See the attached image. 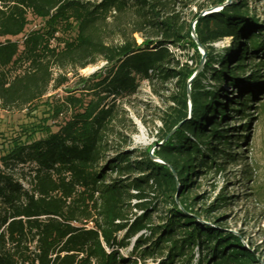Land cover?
Listing matches in <instances>:
<instances>
[{"label":"trees","instance_id":"trees-1","mask_svg":"<svg viewBox=\"0 0 264 264\" xmlns=\"http://www.w3.org/2000/svg\"><path fill=\"white\" fill-rule=\"evenodd\" d=\"M226 3L0 0L2 110H24L59 89L67 79L55 70L106 63L81 79L80 96L70 91L53 108L55 119L68 116L57 131L15 140L0 157V264H139L165 252L159 264H193L194 249L195 264H259L257 249L244 248L215 217L229 206L228 190L194 211L200 187L194 178L240 161L232 144L252 119L233 136L229 119L247 121L257 99L254 108L264 114V21L250 12L249 0ZM189 6L196 11L187 19ZM29 15L42 26L27 32ZM192 27L206 59L189 84L202 60ZM225 39L229 47L216 50ZM171 48L193 54L183 62ZM142 82L174 84L156 160L130 148L120 115L122 101ZM243 174L248 181L250 169ZM200 214L213 223L201 224ZM131 240L134 259L121 254Z\"/></svg>","mask_w":264,"mask_h":264},{"label":"rangeland","instance_id":"rangeland-1","mask_svg":"<svg viewBox=\"0 0 264 264\" xmlns=\"http://www.w3.org/2000/svg\"><path fill=\"white\" fill-rule=\"evenodd\" d=\"M195 1L202 3L204 0ZM227 1L229 4L235 0ZM221 9V7L211 8L204 13L208 11L219 12ZM249 9L251 13H255L259 22L264 21V0H249ZM195 11L194 6L187 7L184 9L185 17L190 19ZM29 20L27 32L42 26L41 20L30 15ZM135 37L140 42L139 36L136 35ZM4 40L0 38V42ZM12 40L21 41L22 36ZM230 43V39H225L216 43L214 47L222 52L229 47ZM171 49L183 62L188 61L193 54L189 50ZM105 65V62L99 61L96 65L71 73L55 70V77L62 74L67 79L59 89L51 87L42 100L24 110L4 111L0 108V157L15 140L26 141L28 138H41L45 136L42 132L47 129L57 131L58 126L63 124L68 116L64 113L55 119L52 117L53 108L61 104L66 96L70 95V91L76 96H80L84 88L81 79L90 77ZM209 83H211V78L206 80V84ZM224 88L230 94L234 91L232 86L224 85ZM173 89V83L151 86L147 82H142L136 94L122 101L120 115L125 120V126H128L124 134L130 140V148H136L141 152L148 150L151 155L158 149L160 145L159 130L162 128L161 117L169 106L168 97ZM239 95L238 93L235 98ZM259 102H261L260 99H257L255 103L250 104L251 108L247 111L250 116L247 121H243L237 116L229 119V126L234 128L232 136L237 134L235 131L239 129L241 124H247L252 119L246 128V132L239 138L238 145L235 142L232 144L233 152L239 154L240 161L229 166L224 172L216 174L213 171L206 177L201 175L198 179L194 178L200 186L194 192L197 194V202H199V205L194 207V211L199 212L201 207H211V204L215 203L216 199L228 190V195L232 199L229 200L228 207H220L215 213V217L221 219L218 224L226 232L237 236L242 241L244 248H256L257 250L252 254L259 264H264V114L262 115L261 110L254 108L259 106ZM24 169L27 173L28 167H24ZM248 169H250V175L247 181L246 174L243 172ZM15 174L18 178H22L19 169L15 171ZM20 180L22 181V179ZM22 182L27 187V184ZM135 203L137 201H132V204ZM198 221L205 225L213 223V219L206 218L204 214H200ZM133 244L134 240H131L130 246L121 250L123 257L134 259V255L131 254ZM165 254L166 252L160 256V259H149L145 262H139V264H159L165 258ZM192 256L194 258L193 264H195L198 258L197 249H194Z\"/></svg>","mask_w":264,"mask_h":264},{"label":"water","instance_id":"water-1","mask_svg":"<svg viewBox=\"0 0 264 264\" xmlns=\"http://www.w3.org/2000/svg\"><path fill=\"white\" fill-rule=\"evenodd\" d=\"M226 4H228V1H227ZM220 7H222V6H220ZM209 12H211V11H208V12H206V13H209ZM191 37L194 39V41H195L196 44L198 45V48H199V50H200V52H201V54H202V60H201V64H200V66H199L197 72H196V73L194 74V76L189 80V84H190V83H191V82L197 77V75L202 71L203 66H204V63H205V59H206V52H205L203 46L199 43L198 38L196 37V35H195V33H194V27H192V34H191ZM188 96H190V89L188 90ZM165 141H166V140H165ZM165 141H164V142H165ZM151 156H152V155H151ZM152 158H153L154 160H156V158H155L154 156H152Z\"/></svg>","mask_w":264,"mask_h":264}]
</instances>
